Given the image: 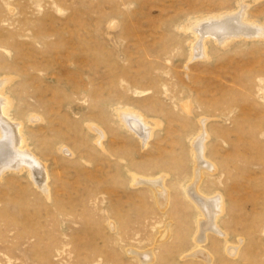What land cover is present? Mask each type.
<instances>
[{
  "label": "rangeland",
  "instance_id": "1",
  "mask_svg": "<svg viewBox=\"0 0 264 264\" xmlns=\"http://www.w3.org/2000/svg\"><path fill=\"white\" fill-rule=\"evenodd\" d=\"M243 9L264 25V0H0L3 91L49 175L48 200L25 171L0 179V264H205L198 249L211 264H264V38L222 47L187 30ZM198 41L205 59L191 57ZM124 108L153 128L146 147L119 122ZM202 131L216 170L199 187L224 205L222 236L199 244L183 188ZM133 176L162 177L167 206Z\"/></svg>",
  "mask_w": 264,
  "mask_h": 264
},
{
  "label": "bare ground",
  "instance_id": "2",
  "mask_svg": "<svg viewBox=\"0 0 264 264\" xmlns=\"http://www.w3.org/2000/svg\"><path fill=\"white\" fill-rule=\"evenodd\" d=\"M240 11L234 15H220L215 18L212 17L206 19L205 21H203V17H201L194 21V25L192 24L193 27H189L188 29L186 27V29L190 30V32H194L201 39L205 37L204 40H206V37H211L222 45V47L239 39H257L258 41H262L264 38V25L259 24V26L261 25V27H259L257 24L258 27L256 25V27H253L251 26L252 24H245L244 22L247 21L245 19L246 12H244V9L241 12ZM184 29L182 30L185 31ZM195 40L197 39L195 38L194 41ZM192 55L200 56L204 59L206 58L204 42H193L191 45V57ZM7 83L8 79H0V179L6 173H20L25 171L35 189L42 193L45 199L48 200L49 188L47 184L49 175L47 167L45 163L40 161L39 158H37L27 147L22 123L15 120L10 115L13 103L10 97H8L3 91ZM261 99H264V96H262ZM186 109H189L188 106ZM117 118L121 125L137 138L142 147H146L153 130V128L146 122V119L140 113L128 108L117 110ZM38 120L41 121L42 118L36 116L29 118L31 123H35ZM201 122H205V120H202ZM89 129L93 133H96L98 137L97 144L100 145L103 138V131L93 125H90ZM207 137V132L202 131V133L192 142L195 160L198 163V168L194 170L193 178L195 177L197 180L196 183L189 182L183 188V195L188 199L191 205L200 212L198 213L199 215L196 221V230L198 229L196 234H198V236L196 235L197 237L193 238V240L199 244L204 242L207 232H210V234L212 233L217 237H220L223 234L219 232L220 228L216 224L217 218L223 211V200L219 195L205 196L203 193L204 191L201 190L198 182L202 170L207 171L208 173H213L216 170L212 163L207 160L206 161L209 163L204 161V142L207 140ZM60 151L65 153L67 157L73 155L66 147H61ZM132 182L135 186L146 185L151 189L155 202L160 208H165V206H167L169 195L163 184L162 177L153 180H145L133 176ZM198 250L199 251L194 254L192 253L193 255L191 257L196 260L199 259L198 261H204L205 264H211V261H213L211 260V254L208 253V255H205L204 251L203 253L200 249ZM225 252L233 257L237 255L238 250L237 248L234 249L226 246ZM139 258H141L140 262L143 264H147L151 260V257L143 255Z\"/></svg>",
  "mask_w": 264,
  "mask_h": 264
}]
</instances>
